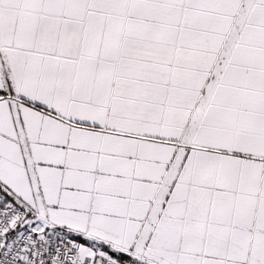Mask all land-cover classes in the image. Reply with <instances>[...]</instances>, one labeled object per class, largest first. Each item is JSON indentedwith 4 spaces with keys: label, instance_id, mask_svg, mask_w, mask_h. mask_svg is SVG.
<instances>
[{
    "label": "snow or ice",
    "instance_id": "1",
    "mask_svg": "<svg viewBox=\"0 0 264 264\" xmlns=\"http://www.w3.org/2000/svg\"><path fill=\"white\" fill-rule=\"evenodd\" d=\"M0 264H264V0H0Z\"/></svg>",
    "mask_w": 264,
    "mask_h": 264
}]
</instances>
